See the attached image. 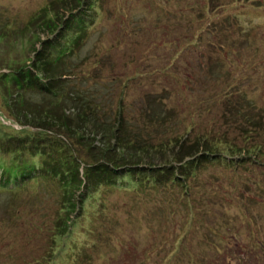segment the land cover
Wrapping results in <instances>:
<instances>
[{
  "label": "rangeland",
  "instance_id": "374dc122",
  "mask_svg": "<svg viewBox=\"0 0 264 264\" xmlns=\"http://www.w3.org/2000/svg\"><path fill=\"white\" fill-rule=\"evenodd\" d=\"M75 1L0 0V75L31 66L43 41L49 40L46 25L58 18L62 23L77 7ZM144 1L104 0L99 13L88 12V23L97 20L81 59L89 54L93 68L94 57L105 51L106 72L96 75L114 86L112 98L138 77L128 89L135 117L156 98L172 107L174 123H179L174 137L194 126L195 132L185 138L188 143L208 132L221 141L224 136L236 139V126L231 116H224L217 96L228 83L237 82L264 114V0ZM158 1L164 10L156 6ZM167 8L172 14H166ZM148 66L146 70H155L152 80L141 79ZM108 76H121V83ZM0 91L2 107L9 96L4 101L7 92L1 86ZM18 93L13 89L11 108ZM21 95L26 101L18 105L22 110L41 106L36 93ZM2 115L0 123L21 131L23 126ZM152 137L160 145L173 136L158 128ZM251 174L249 168L239 167L234 174L218 164L206 165L201 183H189L198 193L192 192L189 200L173 201L159 191L100 190L96 201L88 199L83 215L66 213L75 222L64 239H53L62 225L63 204L55 183L37 178L13 193L0 190V264H264L262 246L254 257L243 256L264 236V204H256L259 197L249 191L254 189ZM247 219L254 220L250 230Z\"/></svg>",
  "mask_w": 264,
  "mask_h": 264
},
{
  "label": "trees",
  "instance_id": "16d2710c",
  "mask_svg": "<svg viewBox=\"0 0 264 264\" xmlns=\"http://www.w3.org/2000/svg\"><path fill=\"white\" fill-rule=\"evenodd\" d=\"M103 2L76 0L77 7L62 23L57 17V21L46 25L49 40L43 41L31 66L0 75V86L7 92L4 101L9 96V101L0 107V114L23 126L18 132L0 123L3 128L0 150L8 148L0 154V190L13 193L34 184L37 178L42 183H55L63 204L58 219L62 225L53 239L70 236L75 221L68 214L83 215L88 199L95 200L100 190L159 191L173 201L189 200L195 196L189 183H201L206 165L218 164L234 174L239 167L249 168L253 174L258 170L255 176L251 174L254 178L249 180L254 189L249 191L253 197H259L256 204H264V170H261L264 169V114L257 112L256 104L249 101L248 91L239 88L237 82L228 83L227 90L217 96L224 116H231L236 126V139L224 136L225 140L221 141L208 132L188 143L185 138L195 132L194 126L185 130L184 136L174 137L179 123H174L172 107L166 108L156 98L150 100L147 108L137 110L136 118V110L129 104L128 89L138 77L130 78L125 88L119 87L120 93L112 98L114 86L110 88L105 78L96 75L106 72L105 51L94 57L93 68L89 66V54L81 59L85 39L97 20L88 23L87 13H99ZM144 2L149 4L150 0ZM156 6L164 8L159 1ZM165 12L172 14L168 8ZM118 13L123 14V10L119 9ZM146 69L149 66L140 72L141 79L152 80L155 70ZM111 78L121 83V76L107 77ZM13 89L19 91L14 95L19 101L11 108ZM27 92L36 93L42 99L41 106L26 105V110L18 107L26 102L18 95ZM71 110L75 111L72 115L68 114ZM158 128L173 137H164L165 143L155 145L152 135ZM173 188L178 192H173ZM251 221L247 219L248 230L254 225H250L254 223ZM257 243V247L254 243L249 245L243 256L252 258L261 246L264 248V236L258 237ZM249 262L254 264L252 260Z\"/></svg>",
  "mask_w": 264,
  "mask_h": 264
}]
</instances>
